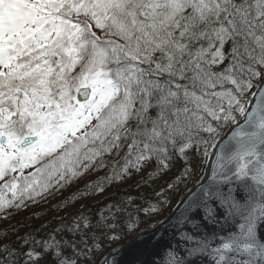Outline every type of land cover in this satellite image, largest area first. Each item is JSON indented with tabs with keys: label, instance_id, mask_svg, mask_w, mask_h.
<instances>
[{
	"label": "snow or ice",
	"instance_id": "obj_1",
	"mask_svg": "<svg viewBox=\"0 0 264 264\" xmlns=\"http://www.w3.org/2000/svg\"><path fill=\"white\" fill-rule=\"evenodd\" d=\"M0 225V264H264V0H0Z\"/></svg>",
	"mask_w": 264,
	"mask_h": 264
},
{
	"label": "trees",
	"instance_id": "obj_2",
	"mask_svg": "<svg viewBox=\"0 0 264 264\" xmlns=\"http://www.w3.org/2000/svg\"><path fill=\"white\" fill-rule=\"evenodd\" d=\"M152 165H149V168H151ZM180 168V161L175 162V167L173 171H177ZM208 165L205 164L203 167L195 169L192 174H191V179L187 181V187H184L181 185L180 191L171 193L170 196L168 197H162L161 199H166L170 201V203L161 210V212L157 215H149V216H144L142 221L140 222V227L136 230V232L132 233L131 235L125 236L123 240L118 241L116 244L111 246L110 250H116L128 243L134 236L137 234L144 232L156 224L159 223V221L163 220L164 217L174 209V207L177 205L179 202V198L184 195L188 188H191L194 183L197 181V179H203L205 173L207 172ZM108 170L103 169L98 172H93L88 174L83 180L78 181L75 186L66 188L63 192V196H57L55 199H52L49 203H44L42 202L39 207L33 206L30 212H21L19 215L15 216L13 219L8 220L5 222L6 225H14L18 220L24 219L25 217L29 216L30 213H36L38 215H41L42 218L36 221H31L35 226H39L40 224H43L47 222L48 220H53V218L58 219V212L55 210L49 211V209L54 208L61 200L64 199V197L69 196L73 191H75L76 187H83V184L85 182L87 183H92L93 181H99L103 180L105 177V174ZM142 175V174H141ZM139 177L133 176V179L128 182V185H131L135 182L136 179ZM128 185H116L114 184L111 188H109L106 192L104 193H97L96 196L90 200V201H81V203H94L96 200H101L103 199L104 196H108L115 191H117L119 188H125L128 187ZM47 213L46 215L44 213ZM62 214V212L60 213ZM5 225H0V228L4 227ZM22 234V233H21Z\"/></svg>",
	"mask_w": 264,
	"mask_h": 264
},
{
	"label": "water",
	"instance_id": "obj_3",
	"mask_svg": "<svg viewBox=\"0 0 264 264\" xmlns=\"http://www.w3.org/2000/svg\"><path fill=\"white\" fill-rule=\"evenodd\" d=\"M178 204H179V203H178ZM178 204H177V205H178ZM177 205H176V206H177ZM174 209H175V208H174ZM174 209H173V210H174ZM157 227H159V224H157L156 226H154L153 228H151V229H149V230H146V231L140 233L139 239H140V240L146 239V238H147V235H146V234H150V233H151L152 231H154ZM158 235H159V234H158ZM136 236H137V235H136ZM136 236H135V237H136ZM130 242H133V239H131L126 245H128ZM135 242L138 243L139 241H135ZM155 259L158 260L159 258L157 257V258H155Z\"/></svg>",
	"mask_w": 264,
	"mask_h": 264
}]
</instances>
